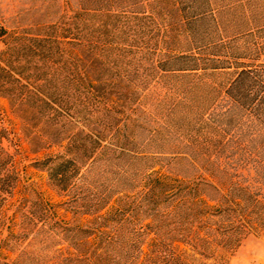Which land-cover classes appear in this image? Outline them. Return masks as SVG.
I'll return each mask as SVG.
<instances>
[{"label":"trees","instance_id":"trees-1","mask_svg":"<svg viewBox=\"0 0 264 264\" xmlns=\"http://www.w3.org/2000/svg\"><path fill=\"white\" fill-rule=\"evenodd\" d=\"M140 1L114 0L120 8L116 10L110 6L83 8L46 26L41 33L23 29L13 34L0 50V97L8 101L11 110L39 115L46 123L53 122L59 133L71 129L67 136H60L61 151L34 162L65 200L51 204L37 196L29 197L27 186L20 187L18 148L10 149L18 140L15 122L0 106V264H41L39 259L29 258L25 249L12 260L8 256L16 245L31 244L42 232L46 235L41 243L54 241L61 246L49 264H112L116 230L141 216L146 217L145 228L158 231L170 226L178 231L176 241L204 256H212L216 248L236 246L248 233L264 232V204L236 182L220 192L211 182L187 181L172 171L151 168L139 200L122 195L111 202L108 193L112 187L100 192L88 186V172L95 170L101 156L113 150L120 154L116 156L119 159L129 153L134 142L127 132L133 119L130 113L140 104L148 86L103 82L102 77L110 72L98 66V56L109 61L129 45L109 41L117 29L116 19H154L144 10H127ZM255 1L217 5L214 10L210 0H175L177 7L171 9L179 19L165 25L162 36L167 50L154 67L163 79L180 80L181 97L191 99L183 127L197 124V135L189 136L196 145L202 141L215 144L221 137L216 129L221 126L237 125L243 135L254 127L264 130V62L258 59L264 49V16L261 9L255 13ZM248 8L252 9L250 16L246 14ZM229 13L236 14L234 18L241 13L245 18L225 17ZM156 23L160 28L161 23ZM7 34L0 24V38ZM179 34L187 38L184 48L173 47L180 43L176 40ZM243 37L250 39L239 44L237 40ZM84 55H88L87 64ZM242 57L253 61L238 62ZM231 68L232 77L223 90V97L231 105L208 113L222 96L205 77ZM205 114L210 117L204 118ZM173 123L179 125L177 120ZM109 141L115 149L107 145ZM107 157V162L113 160ZM132 158L141 161L144 157L133 154ZM13 197L15 207L6 225L4 209ZM56 205L72 214L91 215V219L72 224L59 218ZM130 211H134V217ZM4 226L7 231L2 236ZM158 254L154 250L151 255L156 258ZM183 255L189 256L169 254L164 263L187 264Z\"/></svg>","mask_w":264,"mask_h":264},{"label":"rangeland","instance_id":"rangeland-1","mask_svg":"<svg viewBox=\"0 0 264 264\" xmlns=\"http://www.w3.org/2000/svg\"><path fill=\"white\" fill-rule=\"evenodd\" d=\"M210 2L215 10L218 8L217 5L228 6L238 2L243 3L245 0H210ZM255 3L257 4L255 13L261 9L264 16V0H256ZM259 4L261 6L258 7ZM100 6H110L111 10L120 9L114 0H0V24L8 30L7 36L0 38V50L10 41L13 34L23 29L41 33L46 26L63 21L74 12ZM175 6V0H143L128 7L127 10H144L154 18L152 21L144 18L134 20L129 16L119 18L118 21L116 19L114 22L117 29L109 41L129 45L126 51L119 56L114 55L109 61L98 56V66L110 72L109 76L102 77V81L144 85L148 88L142 92L140 104L130 113L133 119L127 132L129 137L134 139L129 148L130 154L122 155L117 159L116 156L120 155L117 151L108 150L110 155L103 153L104 156H101L94 165L95 170L88 172L87 184L93 186V190L98 189L100 192H107L108 188L112 187L108 193L109 202L122 195H129L131 199L137 201L139 192L146 188L145 178L150 169L159 171L166 169L187 181L198 179L211 182L220 192H225L231 182H236L264 204V130L254 127L243 135V131L237 125L232 128L221 126L216 130H219L222 138L219 137L215 144L208 145V141H202L200 142L202 144L196 145L192 142V137L197 135V124L193 123V127L189 128L183 127L184 116H187L186 108L192 104L191 99L185 100L181 97L183 91L179 88L182 87L180 80L167 77L163 79L154 67L163 58V52L167 50L164 48V36H162L166 30L165 25L174 24L177 18L179 19V14L171 10ZM250 10L252 9H247V16L252 15ZM225 15L227 18L232 16L236 20L245 18L241 13H237L238 18H234L236 14ZM216 16L219 17L218 14ZM156 22L161 23L160 28L157 27ZM261 35L264 36L262 33ZM176 37L180 43L173 45L174 48L187 46L185 35L179 34ZM95 39L98 42L102 40ZM248 39L250 38L243 37L237 41L241 42L239 44H245ZM167 40L170 41V38ZM87 58L88 55H84L85 64L89 61H85ZM258 59L264 62V49L260 51ZM237 61L250 63L253 60L242 57ZM233 71L232 68L220 70L215 72V76L205 77L206 83L214 84L222 96L208 113L220 112L231 105L223 97V90ZM179 100L183 102L177 103ZM176 103L179 107L176 106L174 109ZM0 106L15 122L18 140L17 145L13 143L10 149L14 151L18 148L15 153L21 176L20 187L27 186V196H37L51 204L65 200L63 194L59 195L53 188L47 173L38 169L34 162L45 154L61 151L60 136H67L71 129L64 134L59 133L53 127L55 126L53 122L46 123L39 115L33 117L24 112L11 110L5 98L0 97ZM209 117V114L204 115L206 119ZM174 120L179 121V125L173 123ZM4 144L8 145L7 141H4ZM107 145L115 149L110 141ZM133 154L140 157L143 155L144 158L141 161L135 160L132 158ZM107 156L113 157V160L107 162ZM85 169H82L83 173H86ZM121 179H126L125 184L118 183ZM15 199L13 197L4 209L6 225L9 223L6 218L12 215L15 207ZM55 207L59 218L72 224L91 219V215L72 214L66 212L63 207L57 205ZM130 215L134 217V211H130ZM145 219L144 216L138 219L134 217L131 222L116 230L112 264H165L167 256L172 253L188 254L187 257L186 255L181 257L187 264H264V232L248 233L236 246L228 249L216 248L212 256H204L192 253L190 245L176 241L177 230L164 226L158 231H152L145 228L147 221ZM5 226L2 236L7 231ZM45 235L46 233L42 232L31 244L16 245L13 253L8 256L9 260L15 258L20 250L25 249L30 254L29 258H37L41 264H49L61 246L54 241L41 243ZM122 236H125L124 240ZM154 250L159 251V256L156 258L153 256L157 255H151Z\"/></svg>","mask_w":264,"mask_h":264}]
</instances>
